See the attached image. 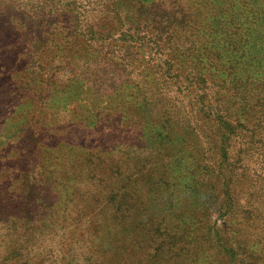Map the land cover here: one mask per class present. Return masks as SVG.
Here are the masks:
<instances>
[{"label":"trees","instance_id":"16d2710c","mask_svg":"<svg viewBox=\"0 0 264 264\" xmlns=\"http://www.w3.org/2000/svg\"><path fill=\"white\" fill-rule=\"evenodd\" d=\"M97 1L103 27L90 36L107 43H94V50H107L115 41L133 42L130 61L128 53L114 59L127 74L120 87L137 92L122 110L123 119L107 125L118 139L117 149L101 144L83 154L73 148L66 157L67 143L45 135L57 129L50 128L44 114L28 115L18 128L10 127L20 139L35 134L30 143L38 154L29 160L19 156L17 165L2 171L0 264H35L32 255L52 264H67V257L80 264H113L105 257L114 255H120L117 264H264V119H250V3L237 0L213 14L226 21L225 28H210L208 14L178 11L171 15L172 26L181 23L182 29L176 37L163 33L166 39L158 42V15L151 9L159 0ZM62 22L67 20L46 30L35 50L37 74L28 78L27 92L46 79L58 81L60 88L67 83L51 69L72 65L74 74L83 58L90 59L89 38L73 36ZM57 33L62 39L73 37L57 47L59 61L45 43ZM185 40L189 45L183 46ZM164 41L188 52L182 68L193 62L201 70L197 77L203 86L186 88L190 106L158 92L165 72L160 59L152 62L151 48ZM257 67L264 69V62ZM23 70L11 67L4 88L28 85L18 80ZM172 77L180 83L185 79L182 73ZM256 81L262 85L264 75ZM214 86L218 89L211 90ZM61 91L46 98L59 99ZM37 92L44 98L41 89ZM125 98L116 95L111 104L120 108ZM145 105L152 106L147 113ZM140 145L149 148L147 158L137 153ZM125 155L132 161L140 157L131 174L123 172ZM85 166H94L87 172L93 181L88 188L81 182ZM31 229L41 238L47 234L44 256L32 249ZM101 230L105 234L96 236Z\"/></svg>","mask_w":264,"mask_h":264},{"label":"rangeland","instance_id":"374dc122","mask_svg":"<svg viewBox=\"0 0 264 264\" xmlns=\"http://www.w3.org/2000/svg\"><path fill=\"white\" fill-rule=\"evenodd\" d=\"M244 1L250 3V28L247 31L250 37V62H252L250 64V119L255 117L253 119L255 121L256 118L259 120L260 118L264 119V94H262L264 92V83L261 85V83L256 81V79L264 75V69L257 67L259 63L264 62V0ZM232 2L236 4L237 0H159L158 6L151 9L158 15V23L156 22L158 38L160 37L158 42L166 39L163 37V33L172 32L175 37L177 36L176 34L182 29V26L181 23H175L173 27L171 15H177V12L182 10L208 14V18L205 21L210 25V28L217 25H221L223 28L227 27L225 20L214 18L213 14L222 12L220 10L228 8V5H231ZM101 7L97 0H0V150H2L0 152L4 154L0 156H6L3 159L0 158V178L2 177V171L8 164L17 165L19 163L21 159L19 158V160L17 157L21 156L22 159L29 160L32 156L38 154V151L31 147L33 141L30 143L35 134L31 136L30 133L22 134L23 137L20 139L14 135L12 136V132L9 131L10 127L18 128L17 126L22 124L25 118L31 114H36L37 116L44 114L46 119L49 120L50 128H52V124L56 127L57 130L45 135L47 137L53 135L55 136L53 139L57 138L58 141L67 143L68 151L65 154L66 157L75 152L73 148L83 152L87 149L97 150L99 145L102 144V146L104 145L103 148L113 145L114 149H117L114 143L118 139L114 137L112 129L107 125L111 121L118 124L123 119L122 110L126 109L127 101L133 98L132 95H136L137 92L129 89L130 86L120 87L122 82L126 80L127 74L125 70L120 69V65L115 63L114 59L117 58L116 60H119L128 53L127 59L130 61V51L132 50L131 45L133 42L115 41L108 45L109 48L107 50H105L106 48H103L102 51L94 50V43L103 42V46L107 43L98 41L90 36L91 32H98L103 27L100 20L102 10L98 11ZM64 19L67 20V23L58 24L65 25V30H70L73 36H76V34L77 36L83 35L84 40L89 38L88 41L92 45H89L84 40H77L75 43L82 45L85 42L91 47L89 48L92 51L90 59L83 58L80 64L82 66H77L74 74H72L70 69L72 65H61L58 68L51 69L50 73L55 72V75L67 83L59 86L60 88L56 87L58 81L53 84L50 79H46L44 81L46 84L43 83L42 86H39L36 81V91L27 92L30 83L28 78L30 76L31 78L35 77L37 74L36 63L35 65L33 64V60L37 56L35 50L38 49L41 42L45 41L46 30H53L54 25L57 24L56 22ZM197 19V15L194 16L193 23ZM134 25L136 24L133 23L131 27H134ZM69 39L73 40V37L71 36ZM69 39H62V35L57 33L53 39L45 42L55 50L52 54L58 56L56 58L57 61L60 60L57 47H61V43H64L65 46ZM127 40L132 39L127 38ZM187 45L189 44H186L185 40L183 46ZM117 48L122 49V51H118ZM179 49L183 48L180 47ZM187 55L188 52L183 54L168 41H164L158 48L155 46L151 48L152 62H157L156 60L160 59L157 63L163 65L165 72V78H162L158 92L162 95L175 96L179 98L181 105L190 106V96L186 93V88L188 90L199 89V87L203 86V83L197 77V74H199L197 72H201L197 66L198 64L190 62L186 68H182V60ZM160 61L161 63H159ZM159 65H156L157 69ZM14 66L19 67L21 70L24 69V75L22 76L20 73L18 80H28V85L19 84L5 89L4 85L6 83L4 84V80L6 79V73ZM45 70L49 72L48 67H45ZM176 73L183 74L185 79L182 83L172 77ZM25 74L27 79H23ZM40 89L42 94L46 95H44V98L40 97L39 92H37ZM59 89L62 90L59 92V99L64 103L59 101V99L46 98L51 95V92L54 93ZM212 89L218 88L214 86ZM122 93L126 97L125 101H121L120 108L116 107V105L113 106L111 101L114 96L118 95L121 97ZM192 101L196 100L192 99ZM151 107L150 105L143 106L144 113L149 112ZM34 120L32 125L36 127L37 124H35ZM199 121L201 124V119ZM40 126L41 124L38 127L40 128ZM37 131L39 130L35 128L34 133H37ZM136 149L137 153L142 155L141 158H147L146 156L150 153L149 148L145 145H140ZM139 158L137 156V159L132 161V158H128V155H125L122 161L123 172L131 174L134 169H137L139 167L137 164L140 161L138 160ZM90 168L93 169L94 166H90ZM90 168L88 166L82 168V173H84V179H81L83 188L93 186V181L87 178V172ZM32 209H26V213H31L30 210ZM35 210L34 208V212ZM31 214L34 215L35 213ZM19 217L20 214H17L16 218L19 219ZM21 224L23 223L20 220L19 225L21 226ZM31 231V235L35 237L32 246L33 251H36L38 255L41 252L42 256H44L43 252L47 251L44 248L47 234L42 236V238L44 237L42 240L37 231H34V229H31ZM124 231L121 234L126 233ZM103 234H105L104 230H101L95 235ZM95 235L94 238L96 237ZM0 238L2 239L1 235ZM47 242L49 241L47 240ZM71 252H74V250H71ZM32 256L35 264H52L50 260L44 262L40 255ZM119 257L114 255L111 258H105L110 263L113 260V264H117ZM65 260L67 264H80L70 260L69 257Z\"/></svg>","mask_w":264,"mask_h":264}]
</instances>
